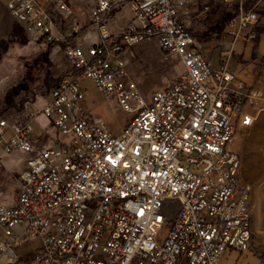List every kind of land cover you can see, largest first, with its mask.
Listing matches in <instances>:
<instances>
[{
  "label": "built area",
  "instance_id": "obj_1",
  "mask_svg": "<svg viewBox=\"0 0 264 264\" xmlns=\"http://www.w3.org/2000/svg\"><path fill=\"white\" fill-rule=\"evenodd\" d=\"M0 1L48 45L64 39L67 15L85 0ZM226 1L238 10L226 22L229 46L219 43L213 65L195 46L190 0H90L85 22L95 37L62 48L68 69L40 111L27 103L23 116H0V154L27 155L16 199L0 204V261L223 264L251 249V191L232 142L239 127L264 113V80H244L231 54L236 42L257 39L262 19L256 3L246 9L243 0ZM125 6L132 19L113 32L109 14ZM81 28L74 22L67 33ZM145 40H155L183 68L147 96L128 78L124 58ZM84 78L126 114L118 132L90 114ZM39 113L55 134L45 147L37 142L45 127L38 131L33 122Z\"/></svg>",
  "mask_w": 264,
  "mask_h": 264
},
{
  "label": "rangeland",
  "instance_id": "obj_2",
  "mask_svg": "<svg viewBox=\"0 0 264 264\" xmlns=\"http://www.w3.org/2000/svg\"><path fill=\"white\" fill-rule=\"evenodd\" d=\"M89 2L85 0L73 6L72 13L66 17L70 23L65 28L66 33L74 22L82 25L74 38L75 43L81 46H86L96 34L93 26L85 22L89 16ZM228 3L226 0H190L187 7L195 46L204 57L212 58V63L216 51L211 58L208 52L219 47L216 39H220L226 27L223 15ZM119 11L108 17V27L113 32H120L132 19L129 7L125 6ZM257 11L262 23L256 28L264 29V10ZM124 58L128 78L145 96L166 85L183 71L177 57L165 55L155 40H145L130 46ZM67 69L61 46H48L36 41L13 19L0 1V116L10 119H16L18 114L23 116L27 103L29 109L39 112L46 97L45 85L54 83ZM81 84L86 91L85 104L90 114L102 119L112 132H118L126 114L119 109L115 99L104 95L89 78L81 80ZM33 122L38 131L45 127V136L37 137L39 147L51 145L55 134L47 125L48 119L39 113ZM232 148L240 156L242 179L251 191L253 239L248 252L234 253L232 256L231 253L225 259L231 260L232 264H256L264 250V113L258 115L251 126L237 129ZM26 158V154L16 150L0 154V204L10 205L16 199L18 174ZM23 261L20 264H24ZM5 263L3 259L0 261V264Z\"/></svg>",
  "mask_w": 264,
  "mask_h": 264
},
{
  "label": "crops",
  "instance_id": "obj_3",
  "mask_svg": "<svg viewBox=\"0 0 264 264\" xmlns=\"http://www.w3.org/2000/svg\"><path fill=\"white\" fill-rule=\"evenodd\" d=\"M263 5V8H258ZM256 9L264 10V0H256ZM120 12V11H119ZM262 18V17H261ZM218 26V24L216 25ZM256 29V28H255ZM225 27L222 30V36L216 39L218 41V45L220 42L224 40V47L229 46V38L224 37ZM255 43V45H253ZM253 46H255V51L253 52ZM221 46L216 49H212L210 54V58L214 55L216 51V57L214 59V63H212V58L208 59L213 65L218 64L219 52ZM231 66L240 72V76L246 80L247 82H253L258 78L264 79V31L259 33L255 42H248L246 40L239 41L234 44V48L231 54ZM234 255L231 254V256ZM243 254L241 255V257ZM223 264H232L231 260L224 259ZM258 264V262L256 263Z\"/></svg>",
  "mask_w": 264,
  "mask_h": 264
},
{
  "label": "trees",
  "instance_id": "obj_4",
  "mask_svg": "<svg viewBox=\"0 0 264 264\" xmlns=\"http://www.w3.org/2000/svg\"><path fill=\"white\" fill-rule=\"evenodd\" d=\"M256 3V0H244V5L246 6V8H251L254 6V4ZM225 8H226V13L223 15V20H224V24H226L227 22V19L230 17V16H233L237 13V3L236 2H229L228 4L225 5ZM114 12H111L109 14V16L111 14H113ZM264 29L263 28H256L255 29V32L257 35H259V33L263 32ZM77 35V33H65L64 34V39L61 40L60 42H51L48 44V46H52L53 44H58L61 46V48H63L67 43L68 41H70L71 43H75L74 41V38L75 36ZM255 51V47H253V52ZM69 72V71H67ZM46 87V91H48L51 87L54 86V83H51V84H48V85H45Z\"/></svg>",
  "mask_w": 264,
  "mask_h": 264
}]
</instances>
